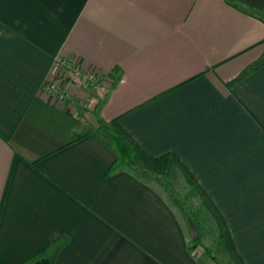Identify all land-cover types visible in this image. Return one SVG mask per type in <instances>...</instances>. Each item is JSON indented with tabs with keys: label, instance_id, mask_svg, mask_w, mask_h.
Here are the masks:
<instances>
[{
	"label": "crops",
	"instance_id": "1",
	"mask_svg": "<svg viewBox=\"0 0 264 264\" xmlns=\"http://www.w3.org/2000/svg\"><path fill=\"white\" fill-rule=\"evenodd\" d=\"M254 11L264 0H0V262L65 240L55 264L205 263L157 181L109 175L96 130L120 118L150 156L182 160L245 264H264V65L230 84L264 54ZM58 58L121 78L85 109L46 91L96 94Z\"/></svg>",
	"mask_w": 264,
	"mask_h": 264
},
{
	"label": "trees",
	"instance_id": "2",
	"mask_svg": "<svg viewBox=\"0 0 264 264\" xmlns=\"http://www.w3.org/2000/svg\"><path fill=\"white\" fill-rule=\"evenodd\" d=\"M254 13L264 18V11H254ZM263 65L264 54L230 82V84L232 85L244 80ZM120 78L121 76L115 78L116 84ZM96 133L117 154V160L113 164L109 175L123 170H130L146 180L157 181L169 193L173 202L183 213L188 226L189 217L193 218L202 233V238L198 241H194L191 238L192 250L202 248L205 254H208L210 258L219 263L220 257L215 252L216 249H219V253H222L221 255L228 257L227 264H245L236 248L229 225L222 213L209 194L199 184L193 173L175 153H168L161 157L150 156L122 126L120 118H115L109 123H101ZM176 176L183 178L188 186V191L185 195H182L171 187L169 179ZM211 222L215 223L216 232L218 233L217 240L215 241V246L218 247L215 250L204 245V240L208 235L207 226ZM65 242V240H57L20 264H55ZM199 260L201 263L203 262L202 258H199ZM221 261L220 264H222ZM0 264L13 263L0 262Z\"/></svg>",
	"mask_w": 264,
	"mask_h": 264
},
{
	"label": "built area",
	"instance_id": "3",
	"mask_svg": "<svg viewBox=\"0 0 264 264\" xmlns=\"http://www.w3.org/2000/svg\"><path fill=\"white\" fill-rule=\"evenodd\" d=\"M57 66L61 69H69L70 70V76L74 83L76 84H83L85 86H90L93 88L94 92L96 93L94 96L88 97V98H77L69 91H63L61 89V84L56 81L48 82L46 85V91L49 95L57 96L59 100L66 102V101H72L73 104H76L77 106H80L85 109H92L95 108L98 104V98L99 93L102 91L103 88L106 87V85H109L110 82L114 83V80L110 78V76L102 75L98 73H84L81 71L78 67L71 65L70 62L63 58H58ZM197 252H195V255ZM197 256V255H196Z\"/></svg>",
	"mask_w": 264,
	"mask_h": 264
},
{
	"label": "rangeland",
	"instance_id": "4",
	"mask_svg": "<svg viewBox=\"0 0 264 264\" xmlns=\"http://www.w3.org/2000/svg\"><path fill=\"white\" fill-rule=\"evenodd\" d=\"M169 182L171 183V187L173 189H176L177 192L181 193L182 195H185L188 191V186L186 184V182L183 180V178L181 177H173L172 179H169ZM180 213V211H179ZM181 217H182V220L183 222L185 223V225H187L186 221H185V217L183 214H181ZM208 235L206 236L205 240H204V245L210 247V248H215L218 247V246H215V241L217 240V236H218V233L216 232V225L215 223L211 222L208 226ZM195 252H197V258H202L205 263L204 264H220V261L222 262V264H227L228 262V257H225L224 255H221L222 253H219L220 250L219 249H216L215 252H217V254L219 255L218 257H220V261L219 263L214 261L212 258H210V256H208V254H205L204 253V250L202 248H196L194 250ZM216 254V255H217Z\"/></svg>",
	"mask_w": 264,
	"mask_h": 264
},
{
	"label": "water",
	"instance_id": "5",
	"mask_svg": "<svg viewBox=\"0 0 264 264\" xmlns=\"http://www.w3.org/2000/svg\"><path fill=\"white\" fill-rule=\"evenodd\" d=\"M188 223H189V229L192 239L194 241L200 240L202 238V233L198 228L196 222L193 220V218L189 217Z\"/></svg>",
	"mask_w": 264,
	"mask_h": 264
}]
</instances>
